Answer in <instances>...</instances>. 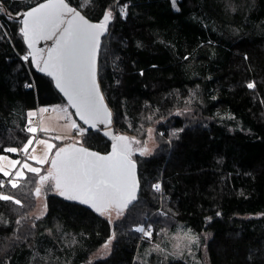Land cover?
I'll return each mask as SVG.
<instances>
[{
    "label": "trees",
    "instance_id": "obj_1",
    "mask_svg": "<svg viewBox=\"0 0 264 264\" xmlns=\"http://www.w3.org/2000/svg\"><path fill=\"white\" fill-rule=\"evenodd\" d=\"M48 1L0 0V156L21 157L31 112L66 103L17 19ZM54 1L105 27L99 79L114 133L143 140L153 128L159 147L134 154L140 191L115 222L50 188L34 220L35 174L2 191L0 172V264H139L137 227L156 236L179 223L209 264H264V0ZM84 147L107 153L111 141L87 130Z\"/></svg>",
    "mask_w": 264,
    "mask_h": 264
},
{
    "label": "rangeland",
    "instance_id": "obj_2",
    "mask_svg": "<svg viewBox=\"0 0 264 264\" xmlns=\"http://www.w3.org/2000/svg\"><path fill=\"white\" fill-rule=\"evenodd\" d=\"M112 20L113 16H110L108 22ZM58 31L59 28L50 30V40ZM28 131L31 139L21 150L20 158L0 156V172L4 174V181L11 179V185L21 182L28 174H35L38 184L36 204L29 216L34 220L45 216L48 188L59 196L83 202L87 181L82 159L86 152L87 128L73 109L67 103L42 106L29 114ZM120 145L124 147L122 152L130 158L136 153L149 157L157 151L159 142L151 128L145 139L121 137ZM89 204L98 213L108 215L112 222L123 218L127 206L116 193L105 187L96 191L95 200ZM137 229L139 240H148L145 250L135 258L139 264H165L170 258L182 259L188 264H209L202 238L184 223L177 224L173 231L169 228L157 231L156 236L152 224ZM111 251L110 247L101 248L92 260L106 258Z\"/></svg>",
    "mask_w": 264,
    "mask_h": 264
},
{
    "label": "water",
    "instance_id": "obj_3",
    "mask_svg": "<svg viewBox=\"0 0 264 264\" xmlns=\"http://www.w3.org/2000/svg\"><path fill=\"white\" fill-rule=\"evenodd\" d=\"M61 6L54 0L44 2L17 19L30 33L29 49L35 64L45 55L40 72L53 79L55 88L87 130L98 131L111 141L107 153L85 149L82 168L87 184L81 203L91 207L89 202L95 200L96 191L105 187L130 204L140 191L139 168L120 149L121 136L113 131V113L100 84L99 57L105 27L71 8H67L66 17ZM55 28L59 31L50 40V30Z\"/></svg>",
    "mask_w": 264,
    "mask_h": 264
},
{
    "label": "built area",
    "instance_id": "obj_4",
    "mask_svg": "<svg viewBox=\"0 0 264 264\" xmlns=\"http://www.w3.org/2000/svg\"><path fill=\"white\" fill-rule=\"evenodd\" d=\"M39 109H40V108H39ZM39 125H40V124H39ZM4 180H5L4 178L1 180V185L3 186L2 191L4 190V188H5L7 185L11 184V179H6L7 182L4 181ZM3 181H4V183H3ZM161 185H162V183H161L160 181L157 182L156 185H155L156 190H158V191L161 192V190H162V186H161ZM2 191L0 192V197H1V195H2Z\"/></svg>",
    "mask_w": 264,
    "mask_h": 264
},
{
    "label": "flooded vegetation",
    "instance_id": "obj_5",
    "mask_svg": "<svg viewBox=\"0 0 264 264\" xmlns=\"http://www.w3.org/2000/svg\"><path fill=\"white\" fill-rule=\"evenodd\" d=\"M44 58H45V55L42 57V59H41V61L39 62V70L41 71V69H42V66H43V63H44ZM48 70L46 69V71L45 72H47ZM44 75V74H43ZM44 76H46V75H44ZM46 77H48V76H46ZM50 80H52V82H53V84H54V81H53V79L52 78H50V77H48ZM120 149H121V151H123V149H124V147L122 146V145H120ZM109 151H110V149H109ZM108 151V152H109Z\"/></svg>",
    "mask_w": 264,
    "mask_h": 264
}]
</instances>
